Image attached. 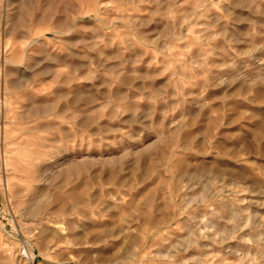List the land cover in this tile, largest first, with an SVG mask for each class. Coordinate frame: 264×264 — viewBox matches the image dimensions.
<instances>
[{"label":"rangeland","instance_id":"obj_1","mask_svg":"<svg viewBox=\"0 0 264 264\" xmlns=\"http://www.w3.org/2000/svg\"><path fill=\"white\" fill-rule=\"evenodd\" d=\"M0 264H264V0H0Z\"/></svg>","mask_w":264,"mask_h":264}]
</instances>
